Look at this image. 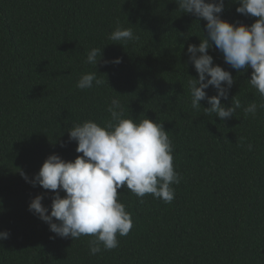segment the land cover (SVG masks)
<instances>
[{"label": "trees", "instance_id": "obj_1", "mask_svg": "<svg viewBox=\"0 0 264 264\" xmlns=\"http://www.w3.org/2000/svg\"><path fill=\"white\" fill-rule=\"evenodd\" d=\"M237 7L224 0L221 18L255 22ZM118 23L139 40L110 41ZM203 36L206 21L180 12L176 0H0V231L8 233L0 264H264V108L245 117L242 107L224 120L203 113L206 99L192 108L188 81L198 73L187 47ZM93 47L103 48L96 69L84 62ZM208 53L234 77L225 107L233 97L264 103L248 82L251 68L233 69L214 44ZM115 57L122 63H104ZM91 71L104 83L77 88ZM113 97L125 116L163 123L182 179L171 203L118 189L133 227L117 248L90 255L93 237H59L29 210L42 195L50 213L53 192L22 173L33 179L53 153L82 155L67 130L106 122Z\"/></svg>", "mask_w": 264, "mask_h": 264}, {"label": "clouds", "instance_id": "obj_2", "mask_svg": "<svg viewBox=\"0 0 264 264\" xmlns=\"http://www.w3.org/2000/svg\"><path fill=\"white\" fill-rule=\"evenodd\" d=\"M236 11L245 16L256 17L251 25L234 24L221 18L224 0H176L180 12L190 13L206 21L207 37L199 45L189 44V60L198 73V79L188 81L193 109L201 108L200 101L207 100L210 107L203 108L208 116L221 120L231 118L243 107L245 117L255 115L264 103L255 102L242 106L233 97L230 107L221 103L228 98L234 83L232 74L220 65L213 64L208 49L223 53L225 63L235 70L251 68L248 80L264 100V0H234ZM108 39L122 45L139 40L131 27H117ZM103 49V48H102ZM102 49L93 47L87 52L85 63L94 66L102 58ZM199 53V55H197ZM104 63L120 64L121 57ZM97 71L86 72L77 81L81 90L100 86L104 81ZM213 86L216 95L208 96L205 89ZM107 111L110 118L103 124L92 119L72 123L67 131L69 140L75 141L77 155L67 161L58 154H50L42 163L38 173L26 182L39 184L53 192L51 211L42 204V195H36L29 203V210L49 224L50 231L62 238L78 240L91 236L89 254L118 247V236H126L133 227L130 212L120 202L118 189L127 188L138 199L145 195L171 203L175 198L172 185H178L182 177L174 167V145L163 127V123L149 118L135 119L125 116L118 97H113ZM243 146V138L240 140ZM63 146V145H61ZM248 150L252 145H247ZM64 195L61 196L60 193ZM55 218V220L53 219ZM7 231H0L6 239Z\"/></svg>", "mask_w": 264, "mask_h": 264}]
</instances>
